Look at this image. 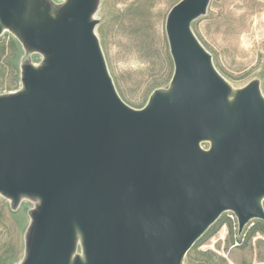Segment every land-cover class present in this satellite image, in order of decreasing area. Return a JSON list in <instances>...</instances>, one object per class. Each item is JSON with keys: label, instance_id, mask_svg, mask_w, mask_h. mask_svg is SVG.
I'll list each match as a JSON object with an SVG mask.
<instances>
[{"label": "water", "instance_id": "95a60500", "mask_svg": "<svg viewBox=\"0 0 264 264\" xmlns=\"http://www.w3.org/2000/svg\"><path fill=\"white\" fill-rule=\"evenodd\" d=\"M210 2L171 9L172 81L135 109L96 34L101 0H0V37L24 51L21 88L0 94V195L34 203L18 264H185L224 213L239 233L264 221V95L193 32Z\"/></svg>", "mask_w": 264, "mask_h": 264}, {"label": "rangeland", "instance_id": "374dc122", "mask_svg": "<svg viewBox=\"0 0 264 264\" xmlns=\"http://www.w3.org/2000/svg\"><path fill=\"white\" fill-rule=\"evenodd\" d=\"M180 1L101 0L96 34L117 92L132 108H144L154 91L172 81L175 66L166 23ZM192 29L235 89L259 80L264 95V0H211L207 14ZM23 55L18 39L5 32L0 37V94L21 88ZM32 59L39 63L41 56ZM33 208L32 201L23 200L12 210L11 202L0 195V264L22 260ZM258 221L239 233L236 216L224 213L189 251L185 264H264V234H252ZM209 251L215 255L204 254Z\"/></svg>", "mask_w": 264, "mask_h": 264}, {"label": "trees", "instance_id": "16d2710c", "mask_svg": "<svg viewBox=\"0 0 264 264\" xmlns=\"http://www.w3.org/2000/svg\"><path fill=\"white\" fill-rule=\"evenodd\" d=\"M258 227H256L255 229H254V231H253V233L252 234H255V233H262V234H264V221H258ZM204 254H206V255H208V254H214L213 252H211V251H209V252H206V253H204ZM215 255V254H214ZM207 264V263H206Z\"/></svg>", "mask_w": 264, "mask_h": 264}, {"label": "built area", "instance_id": "2783aa9c", "mask_svg": "<svg viewBox=\"0 0 264 264\" xmlns=\"http://www.w3.org/2000/svg\"><path fill=\"white\" fill-rule=\"evenodd\" d=\"M263 205H264V202H263Z\"/></svg>", "mask_w": 264, "mask_h": 264}]
</instances>
